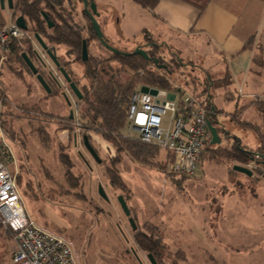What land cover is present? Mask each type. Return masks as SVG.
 <instances>
[{"label": "rangeland", "instance_id": "374dc122", "mask_svg": "<svg viewBox=\"0 0 264 264\" xmlns=\"http://www.w3.org/2000/svg\"><path fill=\"white\" fill-rule=\"evenodd\" d=\"M93 1L98 13L96 21L110 47L132 51L145 45L141 31L151 24V18L143 9L131 0ZM63 7L72 8L66 2ZM1 15L6 27H11L17 17L8 9ZM73 17L80 26L88 25L82 5L76 1ZM170 44V52L166 53L164 47L162 56L170 61V53L179 54L183 66L175 70L173 79L186 94L200 91L202 70L213 72L210 75L215 81L222 77L221 59L205 55L196 42ZM179 45L180 53L174 49ZM33 48L37 49L35 40ZM90 50L95 56H108L97 41L91 42ZM56 53L62 62L71 61L68 70L80 89L90 85V68L68 59L62 47ZM46 64L48 75L53 68ZM58 81L57 92L47 94L26 67L9 61L8 53L0 54V127L1 145L8 153L6 166L19 182L16 186L27 215L39 227L68 239L78 264H150L138 241L141 235L161 242V264H264V181L232 170L239 165L253 171V163L242 165L215 155L216 150L229 148L234 138L251 150L261 144L259 135L264 138V121L252 110L240 119L251 122L257 130L242 128L232 120L233 86L219 88L225 82L222 79L215 83L216 89L210 90L215 106L221 110L218 120L227 132L219 134V144L209 143L195 175L184 178L169 172L170 160L163 150L141 162L123 152L118 154L111 143L86 132L80 127L79 101L59 73ZM122 134L126 137V132ZM89 135L112 148V152H106L90 138L100 163L84 147L83 137ZM113 161H118L120 181L116 185L106 176ZM63 162L70 164L69 169ZM67 170L71 180L65 176ZM99 185L108 201L99 196ZM232 193L237 198L226 206L224 199ZM118 196L124 198L130 210L135 232L120 208ZM252 207L259 209V216L249 212ZM14 250L13 233L1 226L0 264H11Z\"/></svg>", "mask_w": 264, "mask_h": 264}, {"label": "trees", "instance_id": "16d2710c", "mask_svg": "<svg viewBox=\"0 0 264 264\" xmlns=\"http://www.w3.org/2000/svg\"><path fill=\"white\" fill-rule=\"evenodd\" d=\"M75 1L82 5L80 0H12L11 10L14 16L23 17L24 20L31 25L29 32L40 36L48 48L55 49L56 52L59 48H64V55L68 59L73 58L74 62L80 61L82 42L85 40L89 56L88 65L92 70V79L89 86H83L81 88L82 100L79 102L81 107L80 127L86 130V132H92L100 136L103 140L111 143L118 154L123 152L132 159H139L141 162H147L155 156L159 148L140 142L135 138H127L122 134L126 127L130 97L137 86L172 92L183 91L182 88L174 84L173 79L175 70L183 66L178 56L179 54L176 53V51L175 55H171L170 53L171 59L167 61L164 56H162V49L167 47L165 51L169 53L171 50L170 46L164 42L157 43L155 39L151 38L146 32L143 34L145 37V45L137 46L136 48L143 49L149 59H145L139 54H134L136 48L132 51H120L126 54H117L108 51L96 38L91 21L85 16L83 10L82 15L86 18L88 25L86 27L80 26L74 21L73 10ZM132 1L143 9L150 11L158 2V0ZM178 1L196 9L198 12H202L211 0ZM65 2L72 6L70 10L63 7ZM42 12L46 14L48 20L53 24L52 28L48 29L41 15ZM5 26L0 9V30ZM85 30L88 36H85ZM93 41H97L99 47L101 46V49L104 50L108 56L105 57L102 53L97 56L91 54V42ZM251 47L252 41L248 39L244 43L242 51L248 50ZM260 50L261 57L255 59L258 68L262 67L264 63L262 60L264 56V47H261ZM33 51L31 40L23 39L13 41L8 46V59L11 62L22 64L27 68L21 55L25 53L32 60L33 57H35ZM57 59L65 71L71 65V61L69 60L62 62L59 56H57ZM153 59H157L159 65H165L166 69L157 68L152 62ZM114 65H117V67ZM27 70L29 71L28 68ZM37 70L47 83L50 89L49 94L57 92L59 87L50 80V76L46 75L41 67ZM202 72L204 74V80L202 84L200 83L198 86L200 91H192L190 94L208 110V122L216 128L219 137V134H225L227 131L224 124L218 120V115L221 113V110L215 106L213 101L214 96L210 94V90L216 89L215 83L217 80L222 79H225V82L219 84V88H228L232 84L231 77L228 73H225L222 78L215 81L211 78L212 76L210 73L203 70ZM29 73L31 74L30 71ZM67 73L70 77L72 76L71 72L68 71ZM249 107L259 119L262 118L264 121V100L262 99H254L250 104L245 106H236V109L231 114L233 117L232 120L242 128L257 130L251 122L240 119L243 111ZM259 138L261 139V144L255 150L243 146L238 138H234L229 148L216 150L215 155L227 161L242 165L253 163L255 165V170H250L252 172L251 178L256 177L257 179H262V175L264 174V138L261 135H259ZM209 143L210 141H208L204 151H208L207 147ZM168 157L169 160H171V156L168 155ZM117 163L118 161H113L110 168L108 167L106 169V176L112 185H116L120 181L118 171L116 170ZM63 164L69 169L70 164L68 162H63ZM65 176L67 180H71L72 174L70 170L66 171ZM18 183L16 182L17 186ZM138 241L147 255L151 254L156 263L161 264L162 252L164 251L161 242L159 240L147 238L144 235L138 237Z\"/></svg>", "mask_w": 264, "mask_h": 264}, {"label": "built area", "instance_id": "2783aa9c", "mask_svg": "<svg viewBox=\"0 0 264 264\" xmlns=\"http://www.w3.org/2000/svg\"><path fill=\"white\" fill-rule=\"evenodd\" d=\"M23 39L31 40L34 45L31 34L15 23L3 27L0 30V54H6L13 41ZM53 72L58 77L57 71ZM141 87L137 86L130 97L124 130L126 137L167 152L171 156L170 173L193 177L199 158L211 140L208 110L184 90L156 89L157 94L151 95L142 93ZM169 94L174 95L173 101L168 99ZM2 101L0 98V119ZM2 138L0 127V226L13 233L15 250L11 264H78L68 239L39 227L27 215L15 178L5 163L8 153L1 145Z\"/></svg>", "mask_w": 264, "mask_h": 264}, {"label": "crops", "instance_id": "0c3cea01", "mask_svg": "<svg viewBox=\"0 0 264 264\" xmlns=\"http://www.w3.org/2000/svg\"><path fill=\"white\" fill-rule=\"evenodd\" d=\"M143 10L151 18V24L142 29V34L146 32L170 47L169 43L179 44L181 40L196 42L205 55L221 59L222 76L228 73L230 86L234 87L235 109L254 99L264 100V63L259 68L255 63L261 57L260 48L264 47V0H211L202 12L178 0H158L151 11ZM248 39L252 47L242 51ZM177 48L174 49L178 52L182 49L181 45ZM251 110L245 109L242 115ZM236 198L234 193L228 195L224 199L226 206ZM258 211L253 208L249 212L259 216Z\"/></svg>", "mask_w": 264, "mask_h": 264}, {"label": "water", "instance_id": "95a60500", "mask_svg": "<svg viewBox=\"0 0 264 264\" xmlns=\"http://www.w3.org/2000/svg\"><path fill=\"white\" fill-rule=\"evenodd\" d=\"M82 2L83 8L87 11V15L89 20L91 21V25L93 27L94 33L96 35V38L98 39V41L110 52L112 53H117V54H126V53H122L112 47H110L106 40L104 39V36L100 30V27L96 21V18L98 17V13L96 10V5L94 4V2L92 0H80ZM5 2H6V6L8 10H11L12 8V0H0V9L4 10L5 9ZM89 6V10L90 12L87 10V7ZM43 19L45 20L48 29L53 27V24L48 20V17L46 16V14L44 12L41 13ZM15 25L20 28L21 30H27V26L25 23V20L23 17L19 16L15 19ZM34 39L36 41L37 44V49L33 51L34 55L36 56V59L40 62L43 61V58L41 56V52H43L46 57L52 62V64L54 65L55 69L60 73V75L62 76V78L64 79V81L67 83L70 91L72 92V94L76 97V99L78 101L82 100V94L80 92V90L78 89L77 85L72 82L70 76L68 75V73L61 67L58 59H57V53L55 51V49H51L48 48V46L45 44V42L40 38V36H38L37 34L34 35ZM40 49V50H39ZM41 51V52H39ZM134 54H139L141 56H143L145 59H149V57L146 55L145 51L141 48H136L134 50ZM24 64L27 66V68L29 69V71L31 72V74L35 77L36 81L39 83V85L42 87V89L49 94L50 93V89L47 85V83L45 82L44 78L41 76V74L38 73V70L36 68V66L34 65V63L30 60V58L23 53L21 55ZM81 61L82 62H87L88 61V49H87V45L85 40L82 42V48H81ZM153 64L155 66H157V68L159 69H166L165 65H159L158 60L157 59H153L152 60ZM49 76H52V73H48ZM56 84L58 86L59 83L56 81ZM141 92L142 93H149L151 95H156L157 94V90L156 89H152V88H148V87H141ZM64 95V94H63ZM64 98L68 104V106H70V102L68 100V98L66 97V95H64ZM168 99L170 101L174 100V95L169 94L168 95ZM70 119H72V112H70ZM208 129L209 132L211 134V140H210V144L211 145H215V144H219L220 140L218 137V133L216 128H214L209 122H208ZM90 138L96 142L101 148H103L104 151L107 152V150L109 149L112 152V148L104 141H102L101 139H99L97 136H93V135H89V136H84L83 137V144L84 147L86 148V150L88 151V153L91 155V157L93 158V160L96 163H100V159L99 156L97 155V153L94 151V149L92 148L91 144H90ZM232 170L234 172L240 173L245 175L246 177H251L252 176V172L245 167L239 166V165H234L232 167ZM262 179L264 180V174L262 175ZM98 194L99 196L105 200L108 201V198L103 190V188L99 185L98 186ZM117 201L120 205V208L124 214V216L126 218H128V223L130 225V227L132 228L133 231L136 230V224L135 221L133 220V218L131 217V213L130 210L124 200V198L122 196H118L117 197ZM133 254L136 256V254L133 252ZM147 259L149 261L150 264H157L156 261L154 260V258L152 257L151 254L147 255Z\"/></svg>", "mask_w": 264, "mask_h": 264}, {"label": "flooded vegetation", "instance_id": "af4514ba", "mask_svg": "<svg viewBox=\"0 0 264 264\" xmlns=\"http://www.w3.org/2000/svg\"><path fill=\"white\" fill-rule=\"evenodd\" d=\"M5 9H7V6H6V2H5ZM4 9V10H5ZM12 9V8H11ZM4 10H1V11H4ZM82 10L84 11L83 13L85 14V16H87L88 17V15H87V11L83 8V6H82ZM87 10L90 12V10H89V6L87 7ZM12 11V10H11ZM17 17H19V16H17ZM16 17V18H17ZM15 18V19H16ZM15 19H14V23H15ZM25 23H26V26H27V30H23V31H26V32H29L30 31V29H31V25L28 23V22H26V20H25ZM47 25V24H46ZM30 33V32H29ZM31 34V39H33V40H35L34 39V33H30ZM34 49V48H33ZM35 50V49H34ZM39 52H41V51H39ZM41 56H45V58L43 59V61L42 62H40V61H38L37 59H36V56L35 57H33V59L31 60L33 63H34V65L36 66V68L37 69H39V67H41L42 68V71L44 72V73H46L45 71L47 70L46 68H47V64H46V62L47 63H49L50 64V67L51 68H53V71H57L56 69H55V67H54V65L52 64V62L46 57V55L43 53V52H41ZM88 59H89V56H88ZM80 62L86 67V68H90V66L88 65V61L87 62H82L81 61V59H80ZM72 64V63H71ZM70 72V70H68V68H67V70H66V72ZM58 72V71H57ZM52 73V75H53V77L52 76H50V80L53 82V83H55L56 84V81L59 83V81H58V77L57 76H55L53 73L54 72H51ZM59 73V72H58ZM60 74V73H59ZM62 77V76H61ZM71 78V80H72V82H74L76 85L78 84L76 81H75V79H73V77L71 76L70 77ZM64 80V79H63ZM66 83V82H65ZM67 84V83H66ZM57 85V84H56ZM59 85H60V83H59ZM58 87H60V86H58ZM77 87H78V85H77ZM83 87V86H82ZM81 87V88H82ZM69 88V87H68ZM78 89L80 90V92H81V89L78 87ZM70 90V89H69ZM71 92V91H70ZM72 93V92H71ZM81 94H82V92H81ZM71 95H73V94H71ZM74 96V95H73ZM76 98V97H75ZM80 102V101H79ZM76 105V103L74 104V106ZM128 219V218H127Z\"/></svg>", "mask_w": 264, "mask_h": 264}]
</instances>
